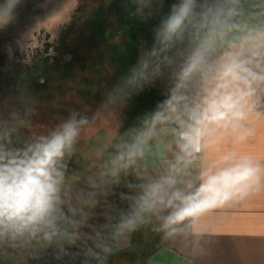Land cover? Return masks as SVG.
<instances>
[{
	"label": "rangeland",
	"instance_id": "1",
	"mask_svg": "<svg viewBox=\"0 0 264 264\" xmlns=\"http://www.w3.org/2000/svg\"><path fill=\"white\" fill-rule=\"evenodd\" d=\"M157 4L0 0V75L11 79L38 69L41 76L32 92L17 95L9 85L0 88V143L23 149L73 115L87 120L61 162L60 192L65 188L67 195L59 193L57 235L51 241L43 233L0 240V264H142L135 254L112 248L110 235L124 210L132 217L139 212L143 191L135 163L122 167L127 158L117 157L138 142L135 130L164 101L150 78L160 42L144 29L153 25ZM99 18L104 33L95 23ZM142 62L147 63L144 76L133 81ZM139 215L141 238L148 212ZM141 241L149 246L146 236Z\"/></svg>",
	"mask_w": 264,
	"mask_h": 264
},
{
	"label": "clouds",
	"instance_id": "2",
	"mask_svg": "<svg viewBox=\"0 0 264 264\" xmlns=\"http://www.w3.org/2000/svg\"><path fill=\"white\" fill-rule=\"evenodd\" d=\"M196 7V0H181L173 5L157 30L156 39L167 46L182 36L189 25L198 31L207 29L168 98L157 106L150 119H145L147 131L141 140L117 157V161L127 158L122 167H128L136 156L142 155V144L158 135L157 126H161L159 132L168 130L163 126H177L171 131L180 152L177 161L184 164L191 163L203 151L213 133L235 131L238 143L253 134L243 124L251 116L260 115L256 108L258 92L264 91V28H247L243 35L229 40L227 34L239 29V25L229 23V18L238 14L235 8L227 12L209 8L196 21ZM225 43L227 48L222 55L211 60L218 44ZM146 68L147 63L142 62L133 81L137 76L143 78ZM193 85L194 94L190 91ZM86 123V119L77 121L73 115L49 136H42L23 149H10L0 143V240L36 238L43 233V239L51 241L57 235L64 167L61 162L65 153L71 152L80 126ZM222 161L227 166L201 171L199 186L187 194L176 188L175 176L162 177L140 197L139 212H150L157 206L172 208L163 217L162 227L175 232L185 221L194 222L231 201L243 199L264 177V165L250 156L229 153ZM173 169L176 170L175 166ZM139 212L121 227L134 230L141 219Z\"/></svg>",
	"mask_w": 264,
	"mask_h": 264
},
{
	"label": "crops",
	"instance_id": "3",
	"mask_svg": "<svg viewBox=\"0 0 264 264\" xmlns=\"http://www.w3.org/2000/svg\"><path fill=\"white\" fill-rule=\"evenodd\" d=\"M246 20L249 24H244L246 22L244 19H229V23L239 25V29L229 32L226 39L243 35L247 28H264V14L257 13ZM251 22L259 23L260 26H252ZM206 31L207 29L197 30L182 49L152 69L150 78L154 81L157 94L163 100L170 95L179 73ZM226 48V43L218 44L210 59L216 60ZM195 90L193 85L190 91L194 94ZM258 96L259 105L256 112L260 115L251 116L243 124L244 128L250 129L253 133L246 141L236 142L237 132L232 130L213 133L203 151L188 164L177 161L180 152L177 138L171 131L177 126L175 124L163 126L168 129L165 132H159L161 126H157L158 135L147 141L165 142L167 154L164 158L158 159L156 166H150L143 155L134 158L136 178L143 185L140 196L144 195L149 185L168 175L175 176L176 188L185 194L195 191L201 182L199 179L201 171L227 166L222 157L229 153H235L237 157L250 156L264 165V91H259ZM160 103L158 102V105ZM135 131L138 141L147 131V125L142 123ZM171 211L172 208L157 206L155 210L148 212V225L145 234L143 233L147 243L148 238L153 236L159 249L170 247L193 259L197 264H264V177L261 178L259 186L253 188L243 199L231 201L194 222L185 221L175 232L162 227L163 217ZM129 213L131 212L127 211L121 216L112 233L113 246L120 251L131 247L136 235L137 226L134 230L121 227L132 217ZM143 236L139 238L140 241Z\"/></svg>",
	"mask_w": 264,
	"mask_h": 264
},
{
	"label": "trees",
	"instance_id": "4",
	"mask_svg": "<svg viewBox=\"0 0 264 264\" xmlns=\"http://www.w3.org/2000/svg\"><path fill=\"white\" fill-rule=\"evenodd\" d=\"M181 3V0H158V4L155 10V13L153 14L152 18L153 25H145L144 29L149 30L148 32L153 33L151 37H155L154 34L157 33V30L160 28L162 21H164L168 15L172 11L173 5ZM197 7L195 8V12L197 13L196 21L200 20V14L208 11L209 8L216 10L218 8L223 9L225 12H227L230 8H235L237 15L229 18V19H245L252 17L254 14H264V4L261 0H196ZM97 22V23H96ZM96 26L98 27V30L101 33L105 32V25L102 23L101 19L99 18L98 21H95ZM197 31L196 27H193L192 25H189L188 28L184 31L182 36L178 38H174L172 42H170L167 46L162 45L159 43V49L155 58V64L154 67L157 66L159 63H161L163 60L169 58L173 54H175L177 51L182 49L184 45L187 43V41L190 39L193 33ZM156 41V39H155ZM163 49V50H162ZM39 70L38 69H29L25 70L24 72H20L17 76L13 78H5L4 76L0 75V88L6 89V85H9L12 91H15L17 95L21 94V91H29L32 92L35 89H38V85H34L36 83V80H39L41 76H39ZM39 76V77H38ZM17 84V86H16ZM20 86V87H19ZM139 130V129H138ZM3 139V138H2ZM5 139H3V142H7ZM12 142V141H10ZM23 144L22 142H19L18 145ZM136 144L135 140L131 142V145ZM62 185V184H61ZM60 185V189H61ZM65 190V188H64ZM62 189L61 194L67 195V193ZM61 197V196H60ZM66 197V196H65ZM62 199V197H61ZM127 211H123L121 216L123 214H126ZM121 216H119L113 223L111 228V242H112V248L113 247V229L118 224ZM148 225V223H147ZM149 243V244H148ZM148 245H143L139 238L137 236L134 237L133 244L131 247L125 250H117L114 248L117 252L127 255V254H135L137 256L138 261L141 260L142 264H150L149 258L159 250V246H156L155 241L153 239V236H150L148 238ZM144 256V257H142ZM144 258V259H143Z\"/></svg>",
	"mask_w": 264,
	"mask_h": 264
},
{
	"label": "water",
	"instance_id": "5",
	"mask_svg": "<svg viewBox=\"0 0 264 264\" xmlns=\"http://www.w3.org/2000/svg\"><path fill=\"white\" fill-rule=\"evenodd\" d=\"M139 139L138 141H140ZM166 144L163 141L142 144V155L150 166H156L159 158L166 156ZM150 264H197L193 259L170 247H163L149 258Z\"/></svg>",
	"mask_w": 264,
	"mask_h": 264
},
{
	"label": "built area",
	"instance_id": "6",
	"mask_svg": "<svg viewBox=\"0 0 264 264\" xmlns=\"http://www.w3.org/2000/svg\"><path fill=\"white\" fill-rule=\"evenodd\" d=\"M263 4H264V0H262Z\"/></svg>",
	"mask_w": 264,
	"mask_h": 264
}]
</instances>
